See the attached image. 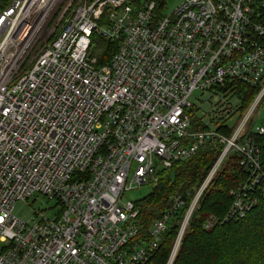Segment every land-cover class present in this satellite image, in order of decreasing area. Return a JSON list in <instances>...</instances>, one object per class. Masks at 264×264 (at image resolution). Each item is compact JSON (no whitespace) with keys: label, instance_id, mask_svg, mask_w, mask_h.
Wrapping results in <instances>:
<instances>
[{"label":"built area","instance_id":"obj_1","mask_svg":"<svg viewBox=\"0 0 264 264\" xmlns=\"http://www.w3.org/2000/svg\"><path fill=\"white\" fill-rule=\"evenodd\" d=\"M165 5L0 0V264H147L185 209L165 262L173 264L233 155L246 180L228 192L223 218L241 219L264 198L254 138L264 119L252 127L264 107V0H183L163 16ZM98 40L115 44L107 60ZM238 83L256 94L230 132L224 125L237 108L226 100L209 112L212 121L227 119L216 130L193 118L194 91L238 102ZM207 146L220 151L201 184L172 196L143 231L123 194L155 188L164 170ZM38 196L56 200L55 218L13 214L16 203ZM216 221L208 214L203 228Z\"/></svg>","mask_w":264,"mask_h":264},{"label":"trees","instance_id":"obj_2","mask_svg":"<svg viewBox=\"0 0 264 264\" xmlns=\"http://www.w3.org/2000/svg\"><path fill=\"white\" fill-rule=\"evenodd\" d=\"M131 1L136 3L139 0ZM97 43L103 51L99 57L100 61L107 60L115 50V44L110 47L102 40H98ZM234 90L239 104L236 110L243 112L256 92L252 87L241 83L234 86ZM199 125L200 123L198 127ZM222 128L218 127V130ZM222 132L225 131L222 129ZM254 136L260 148V163L264 172V134ZM219 151V148L204 147L188 161L177 162L172 168L161 173L159 184L152 188L145 198L135 202L140 211L139 219L143 231L152 220L161 216L172 196L176 194L187 196L193 193L203 181ZM224 164L192 216L173 264H264V198L257 195L255 208L243 218L224 219L231 204L228 192L246 180V171L239 165L236 155L230 156ZM187 201L189 203L190 199ZM256 209H261L259 214L250 218ZM184 211L185 209H182L176 213L172 220L173 226L165 233L162 243L147 264H165L177 231V222ZM208 214L216 216L217 221L211 229L205 230L203 222Z\"/></svg>","mask_w":264,"mask_h":264},{"label":"rangeland","instance_id":"obj_3","mask_svg":"<svg viewBox=\"0 0 264 264\" xmlns=\"http://www.w3.org/2000/svg\"><path fill=\"white\" fill-rule=\"evenodd\" d=\"M183 0H165V6L161 11V14L163 16H168L170 13L179 7L182 4ZM224 96L223 92H215L214 90H207V91H194L192 96L189 98L190 103L194 107L192 110V116L193 118L200 120L202 122V127L209 129V130H216V127L214 124L218 123H224L227 121L225 117L222 118V121H212L210 120L212 118V114H209L211 109L213 107H219L221 109H224L226 105L224 104V101L226 100L227 103L234 105L235 108H238L239 104L237 101L234 102V98L226 97L222 98ZM241 114H239L237 111H235V114L232 116V120H228L227 123L224 125L229 132L236 127L237 122L240 123V120L238 119ZM219 117L217 116L218 120ZM252 127L255 128L257 126H260L262 123V120L264 119V107L259 108L253 118H252ZM223 133V132H221ZM234 160H230V162H233ZM225 164L223 163V166ZM222 166V167H223ZM221 167V169H222ZM220 169V170H221ZM152 191V188L148 185L142 186L138 189H133L129 192H126L123 194V201H130V202H136L140 199H143ZM59 206L56 204V200H48L46 197L38 196L36 199H29L26 203L18 202L14 206L13 214H16L20 219L24 221H29L31 217L35 216L34 212H39L43 216H45L48 219L55 218L56 214L58 213ZM261 209H256L250 216V218L256 216L259 214ZM259 217V216H258ZM249 218V219H250ZM35 219H37V216H35Z\"/></svg>","mask_w":264,"mask_h":264}]
</instances>
